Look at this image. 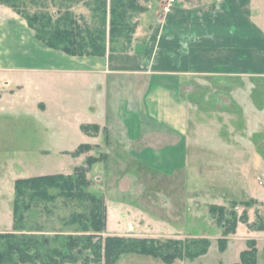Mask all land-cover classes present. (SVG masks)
Wrapping results in <instances>:
<instances>
[{"label":"rangeland","instance_id":"1","mask_svg":"<svg viewBox=\"0 0 264 264\" xmlns=\"http://www.w3.org/2000/svg\"><path fill=\"white\" fill-rule=\"evenodd\" d=\"M137 1L142 8L131 10L127 14L126 21L132 27V32H128L129 36L126 38L125 31L123 35L118 32L111 35L109 31L110 0H15L17 10L21 13L41 17L45 30L53 25L65 29L74 25L76 38L83 42L85 52L92 49L93 43L101 44L105 49L112 43L120 48H128L143 12L157 10L164 2ZM184 2L200 4V0H178V5ZM17 13L25 19L21 13ZM157 13L160 17L164 16L159 10ZM33 31L35 33L34 29ZM9 71L26 73L31 70L1 69L0 74L6 75ZM252 81L255 85L254 99L262 105L264 75H256ZM23 84L25 87L14 96L8 95L0 99V231L13 230L15 178L39 173H73L75 166H81L88 181L85 189L101 197L105 205L103 230L93 232L89 227L88 230L83 229L84 225H88L86 220L90 203L87 200L64 197L53 188L49 189L54 194L52 199L25 196L28 207L23 211L22 229L16 230L18 233L44 234L51 246H60L62 240L57 237L62 235L84 237L83 235L95 233L90 240L82 238L79 245L71 250L74 259L65 258L62 264H96L97 252L90 246H84L89 241L91 246L99 243V238L107 234L150 235L160 238L170 236L168 223L156 224L151 221L146 225L144 218L136 216L137 208H144L152 216L178 215L177 221L183 222L174 224L184 230L182 238L207 236L210 239L206 253L193 259L176 258L171 264H232L240 259V252L247 247L248 239L263 235L254 229H260V224L264 223V109L262 116L254 117L251 127H248L247 109L251 97L244 95L246 87L248 91L252 84L248 79L208 76L195 81L194 96L190 97L192 120L188 127L193 144L190 146L186 171L168 177L154 175L152 170L142 168L135 160L122 159L120 145L105 143V129L95 138L98 144L89 143L91 147L80 153L74 154L72 150L63 158L43 155L41 149L47 147L74 148L81 140L78 128L67 125L59 128L64 143H54L52 136L57 129L49 125L55 111L48 115L34 111L31 107L32 99L40 91H36L37 87L30 83L23 81ZM233 88L242 89L239 92L241 95L230 96L229 92ZM63 115L72 117L73 113L66 111ZM91 131L92 129L89 134ZM223 141L234 143L235 146L237 144L234 154H230V148L226 149ZM106 148L108 152L105 151ZM88 155L96 158L91 162L86 161ZM249 194L263 202H257ZM249 199L253 201L251 205L241 204V201ZM232 200L236 205H233ZM119 202L124 206V223L119 219L116 224L123 228V232L112 233L108 228V213L115 216ZM185 202L191 204L192 208L191 213L187 210L184 221ZM211 204L225 206V212L233 209L237 215L243 210L247 212V220L239 218L235 230L225 235L223 249H219L218 242V238L223 235L222 226L209 212ZM74 213H79L80 216L72 222ZM254 242L257 248L256 264H264V250L258 252V249L263 248L262 241L260 239L257 243L254 239ZM113 264L163 262L150 255L122 253Z\"/></svg>","mask_w":264,"mask_h":264},{"label":"crops","instance_id":"2","mask_svg":"<svg viewBox=\"0 0 264 264\" xmlns=\"http://www.w3.org/2000/svg\"><path fill=\"white\" fill-rule=\"evenodd\" d=\"M1 69L31 70L0 74V99L17 94L25 87L23 81L36 86L40 92L31 107L41 115L55 111L49 125L57 129L54 143H64L59 128L65 125L78 128L79 143L98 144L95 138L105 129V143L120 145L122 159L135 160L154 175L168 177L186 171L193 144L188 133L190 97L198 78L248 79L253 85L244 91L251 97L248 127L254 117L262 116L264 104L254 99L252 78L264 75V0H200L198 5H178L176 0L165 12L159 5L157 10L143 12L128 48L112 43L102 54H70L47 46L22 16L0 2ZM238 89L233 88L229 95H241L242 89ZM66 111L73 116H64ZM81 124H97L100 129L89 134ZM223 143L234 154L237 144ZM74 148L47 147L41 153L63 158ZM116 208V215L108 213L107 219L112 233L123 232L116 224L119 219L124 223L123 203ZM191 208V204L185 205L184 221ZM136 216L144 218L146 225L168 223V237H183L184 230L175 226L182 221H177L176 214L152 216L137 208ZM254 231L263 234L251 237L257 243L261 239L259 252L264 250V228Z\"/></svg>","mask_w":264,"mask_h":264},{"label":"trees","instance_id":"3","mask_svg":"<svg viewBox=\"0 0 264 264\" xmlns=\"http://www.w3.org/2000/svg\"><path fill=\"white\" fill-rule=\"evenodd\" d=\"M0 2L10 5L16 12L21 13L17 10L15 0H0ZM141 8L142 6L137 0H110L111 19L109 31L111 35L115 32L123 35L125 31L124 37L128 38V32H132V27L126 21L127 14L131 10ZM21 14L25 17L27 24L35 30V37L47 46L70 54H102L105 52L103 45H96L95 43L90 44L92 46L91 50L83 51V42L76 38L74 25L66 27V29L65 27L53 25L49 26V30H45V25L40 21L41 17L39 18L37 14ZM81 129L87 133L92 129L91 133L94 134L100 128L97 124H81ZM90 147L89 143H79L73 153H80V151ZM95 158V156L88 155L86 161L91 162ZM13 183L15 193L12 208L13 230L0 231V264H37L38 261L40 264H62L65 258L74 259L71 250L79 245L82 238L90 240L95 234L90 233L83 235L84 237L72 234L56 236L62 240L61 245L51 246L48 237L44 234L18 233L16 230L22 229L23 211L28 207V202L24 199L26 195L30 198L52 199L54 194L49 189L53 188L64 197L87 200L90 203L86 220L88 225H84L83 229L88 230L89 227L93 232H100L105 226V205L101 197L85 189L88 181L81 166H75L73 173L58 172L17 177ZM252 202L249 199L241 201V204L248 206ZM232 203L236 205L234 200H232ZM225 209L226 207L223 205L211 204L209 206V212L215 216L216 222L222 226L223 235L218 238L219 249L225 247V235L235 230L237 220L239 218L243 221L247 220L246 211L243 210L237 215L233 209L228 212H225ZM79 216V213H74L71 221L75 222ZM259 228H264V223H261ZM99 239V243L93 246H91L90 241L84 246H90L97 252L98 261L96 264H113L122 253L150 255L161 259L163 264H171L176 258L193 259L206 253L210 244V239L207 236L160 238L155 236L107 234ZM247 243V247L240 252V259L232 264L257 263V248L254 239H248Z\"/></svg>","mask_w":264,"mask_h":264},{"label":"built area","instance_id":"4","mask_svg":"<svg viewBox=\"0 0 264 264\" xmlns=\"http://www.w3.org/2000/svg\"><path fill=\"white\" fill-rule=\"evenodd\" d=\"M176 0H164V2L161 5V10L163 12L170 11L172 5L174 4Z\"/></svg>","mask_w":264,"mask_h":264}]
</instances>
